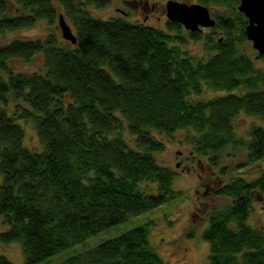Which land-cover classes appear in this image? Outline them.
Here are the masks:
<instances>
[{"label":"trees","instance_id":"1","mask_svg":"<svg viewBox=\"0 0 264 264\" xmlns=\"http://www.w3.org/2000/svg\"><path fill=\"white\" fill-rule=\"evenodd\" d=\"M240 2L198 0L226 11L212 12L211 32H189L206 46L194 57L181 47L180 23L92 15L111 0H0V36L51 28L0 45V243L18 242L24 263L37 264L181 196L175 169L157 154L166 147L158 135L184 129L213 164L227 147L257 164L256 178L215 190L232 202L209 214L208 264H264V229L249 223L253 199L264 197V67L242 50ZM60 14L76 43L63 38ZM17 62L32 67L16 70ZM207 88L221 94L200 98ZM241 113L261 120L246 136L236 133ZM27 121L38 149L25 144ZM0 264L14 262L0 255ZM56 264L167 263L143 224Z\"/></svg>","mask_w":264,"mask_h":264},{"label":"rangeland","instance_id":"2","mask_svg":"<svg viewBox=\"0 0 264 264\" xmlns=\"http://www.w3.org/2000/svg\"><path fill=\"white\" fill-rule=\"evenodd\" d=\"M179 1L198 2V0ZM166 2L167 0H111L108 7L93 10L92 15L103 19L121 17L131 22L166 28V22L168 21ZM209 9L211 13L226 11L224 6L210 7ZM212 16L214 17L213 13ZM48 29L46 24L40 23L32 29L17 33L9 32L0 36V45L8 43L17 36L33 38L42 36L51 28ZM203 29L204 34L211 32V28L206 27ZM58 32L60 33L59 27ZM189 32L184 29L181 33L186 40L181 44V47L191 56H205V42L191 39ZM171 33L176 34L177 32L173 31ZM218 36H222V34H218ZM242 50L254 59L258 67H264V58L257 59V56L261 55L258 54L250 40L242 44ZM14 67L16 70L27 71L32 65L17 62ZM220 94L219 91L207 88L199 97L206 99ZM259 123H261L259 118L241 113L235 121L237 136H246L252 125ZM24 127L25 144L32 149L40 148L39 139L32 123L27 121L24 123ZM194 133L182 129L172 136L158 135L165 141L166 147L157 154V159L161 164L175 169L177 175L173 185L176 191L182 192L181 196L151 211L134 216L37 264H56L73 254L92 248L109 238L143 224H148L151 244L167 264H208L210 243L203 238V232L208 227L209 214L214 208L223 207L232 202L231 198L220 197L213 191L234 178L247 177L250 180L256 178L255 166L257 164L247 162L244 150L235 151L232 147H227L222 152L219 165L213 164L208 157L195 152L193 143L188 139ZM260 164L264 165V159L261 160ZM188 166L193 169L187 171L186 167ZM221 168L224 169V172ZM249 223L264 229V197L259 198L257 196L253 199ZM3 230L4 226L0 219V232ZM0 255H5L14 264H25L24 255L18 242L8 245L0 243Z\"/></svg>","mask_w":264,"mask_h":264},{"label":"water","instance_id":"3","mask_svg":"<svg viewBox=\"0 0 264 264\" xmlns=\"http://www.w3.org/2000/svg\"><path fill=\"white\" fill-rule=\"evenodd\" d=\"M238 10L248 19L245 28L247 39L252 42L259 55H264V0H241ZM166 16L169 21L180 23L190 32L212 28L216 24L209 7L198 2L167 0ZM58 23L63 38L76 43L73 28L63 14H60Z\"/></svg>","mask_w":264,"mask_h":264},{"label":"flooded vegetation","instance_id":"4","mask_svg":"<svg viewBox=\"0 0 264 264\" xmlns=\"http://www.w3.org/2000/svg\"><path fill=\"white\" fill-rule=\"evenodd\" d=\"M179 166V165H178ZM186 169H187V171H191L193 168H191V167H186ZM199 177H200V174H199ZM213 192H215V189H214V191Z\"/></svg>","mask_w":264,"mask_h":264}]
</instances>
